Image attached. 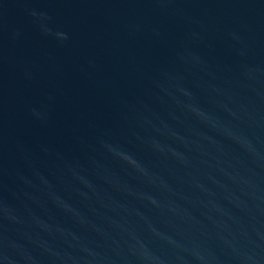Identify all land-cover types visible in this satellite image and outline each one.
Segmentation results:
<instances>
[{
    "label": "water",
    "instance_id": "1",
    "mask_svg": "<svg viewBox=\"0 0 264 264\" xmlns=\"http://www.w3.org/2000/svg\"><path fill=\"white\" fill-rule=\"evenodd\" d=\"M0 264H264V0H0Z\"/></svg>",
    "mask_w": 264,
    "mask_h": 264
}]
</instances>
